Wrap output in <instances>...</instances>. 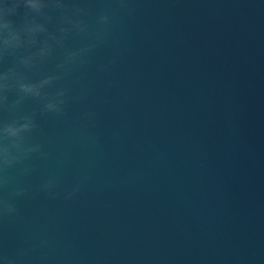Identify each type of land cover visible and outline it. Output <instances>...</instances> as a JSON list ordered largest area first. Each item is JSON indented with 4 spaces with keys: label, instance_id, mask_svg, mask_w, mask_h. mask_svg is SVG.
Masks as SVG:
<instances>
[{
    "label": "water",
    "instance_id": "95a60500",
    "mask_svg": "<svg viewBox=\"0 0 264 264\" xmlns=\"http://www.w3.org/2000/svg\"><path fill=\"white\" fill-rule=\"evenodd\" d=\"M5 3L0 264H264V0Z\"/></svg>",
    "mask_w": 264,
    "mask_h": 264
},
{
    "label": "clouds",
    "instance_id": "9594fccd",
    "mask_svg": "<svg viewBox=\"0 0 264 264\" xmlns=\"http://www.w3.org/2000/svg\"><path fill=\"white\" fill-rule=\"evenodd\" d=\"M27 4L32 8H39L41 6V0H27ZM14 7V6H13ZM10 7L5 3V0H0V43H6L7 41L3 38V29L9 27V22L6 20V16L10 11ZM9 133H14V129H6Z\"/></svg>",
    "mask_w": 264,
    "mask_h": 264
}]
</instances>
